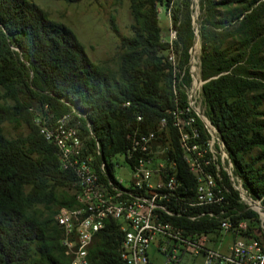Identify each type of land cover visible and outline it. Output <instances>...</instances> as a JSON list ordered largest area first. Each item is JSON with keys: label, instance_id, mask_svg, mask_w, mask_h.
I'll return each instance as SVG.
<instances>
[{"label": "trees", "instance_id": "1", "mask_svg": "<svg viewBox=\"0 0 264 264\" xmlns=\"http://www.w3.org/2000/svg\"><path fill=\"white\" fill-rule=\"evenodd\" d=\"M204 1L210 20L215 19L217 7L244 5L239 33L245 50L252 49L264 37V0ZM145 4L148 10L142 18V31L134 39H122L124 47L131 51L127 59L129 68L115 80L91 62L67 26L51 21L35 3L0 0V89L4 91L0 97V264H70L61 247L62 231L53 209L77 206V177L72 170L62 168L58 149L40 133L39 119L29 111L31 107L22 96L37 100L50 121L64 116L73 118L69 126L77 129L85 142L83 157L96 156L97 144L106 160L122 154L131 143L130 127L136 124L137 117L143 118L145 132L156 129L161 119L168 117L174 106L175 78L170 65L162 64L159 57V53L168 50V45L161 39L157 10L159 5L173 10L172 25L178 31L175 48L187 57L193 32L190 19L184 22L182 16L189 10L190 0H145ZM132 10L138 18L137 8ZM239 19L229 16L220 19L217 25L231 26ZM202 50L204 63L214 65L218 72L225 71L215 52L214 56L210 54L205 44ZM257 57L258 63L264 61L256 53ZM136 61L142 65L130 67ZM230 67L231 62L226 68ZM167 70V87L163 89L159 84ZM259 76L264 78L262 73ZM259 84L226 74L204 84L202 94L206 116L225 144L233 176L253 199L264 202V119L258 120L264 117V111L258 110L264 102V93L249 96L259 89ZM125 103L130 106L124 107ZM74 111L82 117L75 114L72 117ZM5 123L25 126L27 133L9 139L3 131ZM202 126L198 121L202 139L206 140ZM167 132H171L173 145L177 147L178 135L171 125L159 135L158 141ZM255 150L260 152L248 162L247 155ZM178 157L182 165L179 154ZM108 171L111 172L110 167ZM179 173L189 179L183 165ZM226 183L232 190L230 208H240L239 193L227 180ZM71 186L75 187L74 192L67 193L65 190ZM42 209L48 210L47 219ZM244 218L241 214L239 219ZM182 224L205 232H213L217 225L216 222ZM257 231L249 227L247 237L259 240L264 250V241ZM98 238L96 245H92L90 264H122L123 234L119 226L109 222Z\"/></svg>", "mask_w": 264, "mask_h": 264}, {"label": "built area", "instance_id": "2", "mask_svg": "<svg viewBox=\"0 0 264 264\" xmlns=\"http://www.w3.org/2000/svg\"><path fill=\"white\" fill-rule=\"evenodd\" d=\"M197 80L185 89V100L178 93L176 79L172 81L174 106L156 129L143 131L144 120L137 117L130 127L131 143L118 155L120 160L103 158L98 144L100 160L83 157L85 142L77 129L67 126L68 116L53 126L37 120L40 133L58 149L62 168L77 177V206L60 208L55 217L70 264H89L90 249L109 222H115L123 234L122 264H190L197 260L202 264H264L261 242L247 237L248 223L239 219L241 212L230 208L232 190L226 180L242 202L241 181L233 176L225 144L201 110L203 83ZM169 125L177 132L175 149L189 179L179 175L182 169L165 158L164 149L157 150L159 135ZM126 169L131 174L127 183L116 175ZM182 222H216L219 233L192 229Z\"/></svg>", "mask_w": 264, "mask_h": 264}, {"label": "rangeland", "instance_id": "3", "mask_svg": "<svg viewBox=\"0 0 264 264\" xmlns=\"http://www.w3.org/2000/svg\"><path fill=\"white\" fill-rule=\"evenodd\" d=\"M29 1L43 9L48 14L51 21L67 26L85 48L87 52L86 54L91 62L109 77L118 80L121 77L122 72L129 68V66H127V59L128 55L131 54V51L124 47L122 39H134L136 33L142 31V18L146 15L148 10L145 0ZM133 7L137 8L140 13V15L138 14V18L134 17L132 10ZM255 8L256 7H254V9ZM243 10V4L234 5L232 7L229 6L227 8L217 7L213 13L215 19L210 20L205 1L190 0L189 10L183 12L182 16L184 22L187 18L190 19L191 30L193 32L192 45L188 56L185 57L183 52L179 53L175 48L178 31L174 29L172 25L171 12L173 10H167L165 7L158 6V22L162 29L161 39L163 43L168 45V50L159 53V57L162 59V64L168 63L170 65L171 71L177 82V89L181 99L185 97V89H189L192 86L194 78H198L197 81L202 82L204 85L209 81L218 79L226 74L249 78L251 81H255L256 85L260 83L258 90L249 93L250 98L261 96L264 93V78L259 76L260 73L264 74V61L258 63V57L256 59V53L259 57H264V37H261L256 41L252 45V49L249 51L245 50L246 45L239 33L241 28L240 22L243 19V16H240V14L243 13ZM229 16L233 18L239 16L240 19L233 22L231 26L229 25L219 28L217 22L220 19ZM204 44L210 54L213 56L214 52L217 54L215 57L222 61L221 66L225 71L218 72V68L214 65H211L209 62H203L202 48ZM169 57L173 58V62L169 61ZM230 62L232 67L228 69L226 67H229ZM138 65H142V63L136 61V63H131L130 67ZM168 72L169 70L165 72V78H163L159 84L163 89H166L167 87L166 75H168ZM3 94L4 91L0 89V97L4 96ZM22 99L27 106L31 107L29 111L34 114V117L43 121V124L53 126L55 121L60 119L55 118L56 120L50 121L51 118L47 117L46 111L37 103V100H30L27 96H22ZM8 104L10 105V103ZM204 104V102L201 104V110L206 116V108ZM258 110L264 111V102H261ZM74 114L78 115L74 111L72 117ZM78 117H82V115H78ZM261 119H264V117L258 120ZM70 120L73 121V118H70ZM67 126L71 128L69 122ZM2 127L5 136L9 139L16 138L19 135L23 136L27 133L25 126L5 123ZM262 133L264 134V132ZM156 144L159 145L157 150H165L163 154L165 158L169 157L170 161L176 162L178 167L182 169L178 153L175 149L176 147L173 145L174 140L171 132L165 133L162 139L156 142ZM259 152L260 150L252 151L249 156L247 155L246 160L250 162ZM94 157L95 160L99 158L97 155ZM112 157L115 160H120V156L118 155ZM258 166H260V164H258ZM116 175L125 183L131 179V174L128 169L117 171ZM241 189L243 201H240V208L238 207L237 209L234 207V209L244 215L246 218H244L245 222L248 223L249 227L257 229L258 234L264 241L263 199H253L252 195L248 192V189L245 188L242 183ZM74 190L75 187L71 186L65 191L67 193H73ZM60 200L61 199H59V201ZM60 207L61 206H56L53 209L55 210V214ZM47 212V209H42L45 219H47ZM215 226L216 230L218 226ZM215 230L213 231L214 234L219 233ZM98 237L97 240L95 239L96 242L94 241V246L100 239ZM91 249L89 253L90 259ZM161 261L162 259L159 260V262ZM190 264H202V261L197 260L194 263L192 261Z\"/></svg>", "mask_w": 264, "mask_h": 264}, {"label": "bare ground", "instance_id": "4", "mask_svg": "<svg viewBox=\"0 0 264 264\" xmlns=\"http://www.w3.org/2000/svg\"><path fill=\"white\" fill-rule=\"evenodd\" d=\"M260 207V206H259Z\"/></svg>", "mask_w": 264, "mask_h": 264}]
</instances>
